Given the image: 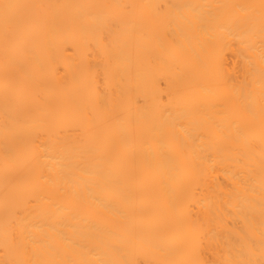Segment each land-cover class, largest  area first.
Instances as JSON below:
<instances>
[{"label": "bare ground", "instance_id": "obj_1", "mask_svg": "<svg viewBox=\"0 0 264 264\" xmlns=\"http://www.w3.org/2000/svg\"><path fill=\"white\" fill-rule=\"evenodd\" d=\"M0 264H264V0H0Z\"/></svg>", "mask_w": 264, "mask_h": 264}]
</instances>
